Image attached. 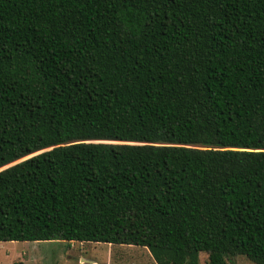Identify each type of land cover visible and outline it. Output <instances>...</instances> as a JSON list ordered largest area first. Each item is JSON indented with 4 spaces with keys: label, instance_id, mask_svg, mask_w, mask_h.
I'll use <instances>...</instances> for the list:
<instances>
[{
    "label": "trees",
    "instance_id": "obj_1",
    "mask_svg": "<svg viewBox=\"0 0 264 264\" xmlns=\"http://www.w3.org/2000/svg\"><path fill=\"white\" fill-rule=\"evenodd\" d=\"M264 264V0H0V241Z\"/></svg>",
    "mask_w": 264,
    "mask_h": 264
},
{
    "label": "rangeland",
    "instance_id": "obj_2",
    "mask_svg": "<svg viewBox=\"0 0 264 264\" xmlns=\"http://www.w3.org/2000/svg\"><path fill=\"white\" fill-rule=\"evenodd\" d=\"M0 264H155L144 247L79 241H0ZM198 264L206 254L198 253ZM226 264H253L243 255Z\"/></svg>",
    "mask_w": 264,
    "mask_h": 264
}]
</instances>
